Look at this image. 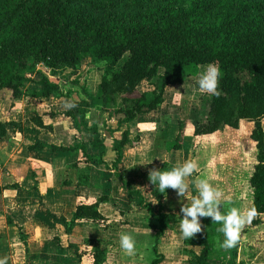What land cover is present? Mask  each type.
Instances as JSON below:
<instances>
[{
    "label": "trees",
    "instance_id": "1",
    "mask_svg": "<svg viewBox=\"0 0 264 264\" xmlns=\"http://www.w3.org/2000/svg\"><path fill=\"white\" fill-rule=\"evenodd\" d=\"M84 42H91L87 47L89 58L104 66V74L97 95L92 96L83 87L90 100H82L77 113L67 111L66 115L78 129L94 135L95 148L102 146L98 131L86 121L92 101L115 110L120 123H128L154 112L164 100L165 88L184 82L187 70L206 67L210 62L219 66L222 94L215 97L204 93L191 151L195 154L205 143H219L215 134L228 126L256 152L254 160L242 163L246 179L239 198L241 209L254 208L256 215L240 229L232 259L222 263L247 264L256 254V243L247 241V234L264 224V0H0V90L10 91L15 99L27 94H57L62 83L56 79L62 78V71L76 70L85 59L80 50ZM38 65L47 69L39 70V80L27 77V72L36 73L32 71ZM145 80L154 88L139 92L138 85ZM34 82L40 90L28 88V83ZM183 129L181 122L173 149L181 148ZM5 134V125L0 122V137ZM139 141L140 135L128 129L115 146L113 165L107 168L116 167L123 150ZM43 147L38 143L31 146ZM52 149L80 150L84 162L93 160L84 143ZM123 186L132 193L129 185ZM150 186L159 200L167 192H158L151 182ZM105 199L90 202L80 196L70 221L53 217L67 232L78 221L106 229L111 220L99 211ZM157 220L156 240L177 221L172 214H159ZM93 243L81 238L71 241L70 247L81 260ZM202 246L193 264H211L209 239L204 237ZM154 255L151 264H161L164 256L156 243ZM239 256L243 258L237 261ZM90 257L92 264H105L106 252L96 250Z\"/></svg>",
    "mask_w": 264,
    "mask_h": 264
},
{
    "label": "crops",
    "instance_id": "2",
    "mask_svg": "<svg viewBox=\"0 0 264 264\" xmlns=\"http://www.w3.org/2000/svg\"><path fill=\"white\" fill-rule=\"evenodd\" d=\"M39 68L46 71L43 65ZM103 74V65L83 60L76 70L62 71V78L56 79L62 83L57 94L47 97L27 94L15 99L10 91L2 90L0 122L5 125L6 134L0 137V260L4 264H92L90 253L103 250L105 264H151L156 243L158 252L164 256L161 264H193L206 237L212 247L210 263L222 264L223 261L213 258L217 242L223 236L218 231L221 225L212 223L209 217H201V231L190 239L181 238L179 211L188 202L187 197H179L169 188L159 200L153 195L148 179L151 169L169 171L191 160L197 169L187 178V195H196L194 179H206L224 193L216 174L203 166V162L207 163L218 151L216 145H202L195 154L191 151L200 109L199 101L191 99L197 92L193 82L188 77L182 83L168 85L163 102L154 112L139 115L128 123H120L115 110L92 101L86 121L98 131L102 146L95 148L92 146L94 135L86 129H78L66 112L77 113L80 102L90 100L83 87L92 96L97 95ZM32 78L37 81L40 75ZM145 83L149 86L144 92L153 90V85L145 80L138 85L139 91ZM28 88L38 91L40 85L34 82L28 84ZM183 100H187V104ZM181 122L184 123L183 140L181 148L176 150L172 144ZM128 129L134 135L139 134L140 141L125 148L117 166L108 169L117 155L115 146ZM37 143L44 147L32 149ZM82 143L93 159L90 163L83 161L80 150L52 149V146L69 148ZM123 184L129 185L132 193ZM240 195L221 200L222 205L228 202L227 206L238 209ZM80 196L90 202L106 198L99 211L110 218L108 228L78 221L67 232L63 224L55 221L53 216L70 221ZM159 214H172L177 221L156 240ZM122 233L134 237V254L127 255L120 249L118 238ZM81 238L94 240V243L79 260L70 243Z\"/></svg>",
    "mask_w": 264,
    "mask_h": 264
},
{
    "label": "clouds",
    "instance_id": "3",
    "mask_svg": "<svg viewBox=\"0 0 264 264\" xmlns=\"http://www.w3.org/2000/svg\"><path fill=\"white\" fill-rule=\"evenodd\" d=\"M220 69L213 62L206 65L201 73L198 74L199 90L205 94L219 97L222 90L219 89ZM71 107V105H65ZM197 169L195 162L188 160L180 166L174 167L169 171L160 169L149 170L148 179L157 187L158 192L165 193L166 189H173L177 196L187 197V203L182 205L179 211L181 217L179 231L181 238L190 239L201 231V217H209L213 222L220 224L218 231L223 234V241L219 243L222 249H231L239 242L240 229L246 223H250L256 215L254 208L247 210L229 208L224 214L221 213V192L211 185L206 179H194L192 185L196 195L189 197V185L187 178ZM155 203V202H152ZM119 247L127 255L135 252V240L129 233L119 235ZM0 264H4L0 260Z\"/></svg>",
    "mask_w": 264,
    "mask_h": 264
},
{
    "label": "rangeland",
    "instance_id": "4",
    "mask_svg": "<svg viewBox=\"0 0 264 264\" xmlns=\"http://www.w3.org/2000/svg\"><path fill=\"white\" fill-rule=\"evenodd\" d=\"M90 44L91 42H84L80 44V50H81V54L85 58L84 60H92L89 58V54L87 52V47ZM126 58H127V55L123 58L121 63L124 60H126ZM41 66L42 65L36 66V68L32 71V72H36L35 74L34 73L29 74L27 72L26 76L27 77H31L30 75L38 76L37 73L39 72V70H41L39 68ZM204 68L205 67L193 68V69H190V71L187 70V73H186L188 74V77H189L188 79H190V81L193 82L195 91H197L195 97L191 99H192V102L193 100L196 102L199 101L198 105L200 109L198 112V118L201 112L200 110L202 107V99H203L204 93L199 90L197 79H198V74L201 73ZM82 82H84V80H82ZM148 86L149 85L145 83L142 86L143 89H141L139 92H144L145 88ZM1 94H2V90H0V95ZM183 102L187 104V100H183ZM215 136L217 137V139H219V143H209V144L216 145V148H218V151L216 150V153L207 160V163L204 161L203 166L205 169L208 170V172L210 173L214 172L216 176L218 177L219 184L221 187H223V190H224V193L221 195V200L228 201L230 197L235 194L236 195L241 194L239 196L240 198L245 190V179H246V173L242 167L243 165L242 163H246L248 161L254 160L256 158V152L253 151L249 147V145H247L248 141L242 139V137L240 136L237 130H234L233 128H229L228 126L221 128L215 134ZM205 144H208V143H205ZM203 166H201V168ZM198 168L201 169L200 167ZM239 198L237 202L240 204V206H237V207L238 209H241V201L239 200ZM227 203L228 202H226L225 204L221 206L222 214L226 213L228 209L230 208L229 206H227ZM222 237L223 236L219 238V243L223 241L224 237L223 238ZM246 238H247V241L256 243L254 245L256 254L253 258L247 261V264H264V224L254 229V232H249ZM219 243L217 242L216 249L214 250V253H216L213 256L214 260L216 261L220 260V262L222 261L224 262L227 260L229 261L231 259L232 253L235 250L236 246L231 249H222L219 247ZM242 258L243 256H239L237 258V261H240Z\"/></svg>",
    "mask_w": 264,
    "mask_h": 264
},
{
    "label": "built area",
    "instance_id": "5",
    "mask_svg": "<svg viewBox=\"0 0 264 264\" xmlns=\"http://www.w3.org/2000/svg\"><path fill=\"white\" fill-rule=\"evenodd\" d=\"M47 70V69H46Z\"/></svg>",
    "mask_w": 264,
    "mask_h": 264
}]
</instances>
